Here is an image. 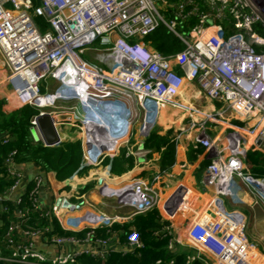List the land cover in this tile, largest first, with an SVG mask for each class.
I'll return each instance as SVG.
<instances>
[{"label":"built area","instance_id":"built-area-1","mask_svg":"<svg viewBox=\"0 0 264 264\" xmlns=\"http://www.w3.org/2000/svg\"><path fill=\"white\" fill-rule=\"evenodd\" d=\"M159 28L179 47L168 52L154 48L149 37ZM92 48L104 54L105 67L83 58ZM0 58L2 81L21 99L30 92L24 104L55 107V102L73 99V117L54 125L83 132L87 165L116 156L133 134L142 143L167 107L183 113L188 128L203 132L207 122L217 123L249 139L253 150H264V0H0ZM49 80L57 82L53 94L40 91ZM188 83L220 107L206 109L183 100L180 94ZM43 112L61 114L37 115ZM9 139L0 133L1 143ZM90 149L98 150V156ZM149 152L141 148L127 155ZM206 152L210 160L202 183L212 195L185 222L182 237L166 224L155 235L166 239L168 249L183 239L194 250L188 259L200 258L204 264H264V253L246 235L245 215L227 204L242 203L243 185L252 202L264 204V175L245 171L238 154L219 156L212 142ZM3 163L10 184L0 194V264H79L83 255L100 260L110 255L88 246L106 247L112 224L128 217L79 214L84 201L71 200L77 189L70 179L40 171L27 182L16 149ZM161 176L157 170L149 179L131 178L105 190L121 197L118 206L129 208V217L160 208L169 217L188 210V190L181 184L162 200ZM45 183L55 197L51 206L40 200ZM8 204L14 205L11 214ZM53 219L63 233L55 230ZM99 227L105 237H99ZM82 231L84 236L76 235ZM124 243L142 246L133 229Z\"/></svg>","mask_w":264,"mask_h":264},{"label":"crops","instance_id":"crops-1","mask_svg":"<svg viewBox=\"0 0 264 264\" xmlns=\"http://www.w3.org/2000/svg\"><path fill=\"white\" fill-rule=\"evenodd\" d=\"M88 53L91 58H93V60L102 64V67L106 66L107 60L105 59V56L102 52L97 51L96 48H92V50ZM4 74L5 72L3 69V71H0V98L5 102L3 109L5 111H10L19 108L20 106L24 105V103L23 99L16 96L15 93L11 90L9 84L5 81H2ZM52 82L53 80H49L47 83H43L44 92H47L46 90ZM180 96L183 100L202 105L206 109L220 107L219 104H215L213 106V104L208 102L198 92V89L194 83L186 84V86L183 87ZM55 104V107L51 106L53 107V109H51L50 111H56L66 116V119L64 121H66L67 119L70 120L73 117L72 110H70L71 108H69L71 106V104L69 105V101L68 103L58 101L55 102ZM39 112L40 110H38V113ZM188 123L189 119L186 118L185 115L179 110L167 107L162 109L159 113L157 124L153 128L151 133L155 129H158L159 134H165L167 130H172L173 162L167 169H160V151L155 150L152 147L144 146L145 141L149 138L151 133L149 134L148 138L145 139L142 143L140 141L141 138L136 136V134H133L128 139V142L126 144H123L119 148L116 156L105 157L101 160L100 163L95 165H87L84 162L83 158V132H81L78 128L70 127L68 125L62 124V127L60 126V128L58 129L60 142L78 139L80 141L81 147L80 166L89 168L88 171H86L82 175L74 173L69 178H66L67 180L70 179L69 185H71V187H75L77 189V196H80H75V198H71V200L74 202H78L80 199H83L84 201L78 213L83 214L86 211H92L109 216L120 215L122 217H128L125 219H119L112 224L111 232L109 235L110 241L106 245V247H103L102 245H95L93 243L88 246L89 248L98 251L106 249L110 251V254H125L134 251L135 248L128 247L124 242L121 241L120 237H125L127 232L125 230V227H127L136 216H147L149 213L132 215L129 217V215L131 214L130 209L126 206H118L120 201H122L121 197L115 194H110L105 189L115 188L116 185L120 184L121 182H126L131 178L141 177L149 179L151 174L157 170L162 173L161 179L158 182V186L163 191V201L165 200L164 197H166L170 193H174L180 184L188 190V195L185 200V205L188 206V210L183 209L181 214L179 212H176L173 217H169L166 209H156V217L160 219L161 225H169L175 236L182 237L185 222L187 220H190L194 216L193 214L200 208H202L209 197L212 195V191L206 190L202 183L204 171L210 160L209 157H207L206 144L210 142L214 143L219 156L223 157L229 154H238L243 157L245 171L249 172L253 176L257 175L256 177H262L264 175V150H253V148H251L249 139L217 123L207 122L203 132H200L198 128H188ZM180 131V136L176 137V134H178ZM84 132L86 133L85 129ZM10 139H12V137ZM39 141L42 142L41 140ZM199 145H202V147H200ZM141 148L147 149L150 152L144 157H138L132 153H129L127 155L129 151L134 152ZM192 149H201V151L198 152L194 159H190ZM97 151L98 150L90 149L89 153L98 156ZM121 155L125 160V162L122 163V166H124V168L118 174L113 173L112 160L115 157ZM19 168L25 172L27 182L30 181V179L36 173L41 171L39 169V166L34 162H19ZM100 177H102L101 183H99L98 181ZM102 184L104 185L102 186ZM243 188L245 192H240L242 203L232 205L231 203L227 202V204L229 207H233L244 214L247 221V214H249L250 211L249 209H254L258 206H261V204L263 203L255 204L254 202H252L253 200L247 192L249 191L248 188H246L244 185ZM54 198L55 197L51 189L49 188L47 183H45L44 189L41 192L40 196L41 202L45 203V205L47 206H51ZM99 228L97 229V232L99 233L98 235H100L99 237H105L106 235L103 229H101V227ZM161 228L159 230H161ZM159 230H155L152 233L154 237H157L155 233ZM177 245L182 249L188 248L189 255L194 254V250L190 246H187V243L183 239L182 242L177 243ZM261 251L264 253L263 250ZM83 256H81L80 258H82ZM96 260L102 261L100 259Z\"/></svg>","mask_w":264,"mask_h":264},{"label":"trees","instance_id":"trees-1","mask_svg":"<svg viewBox=\"0 0 264 264\" xmlns=\"http://www.w3.org/2000/svg\"><path fill=\"white\" fill-rule=\"evenodd\" d=\"M37 0H34L36 4ZM38 22L44 28L45 24L41 19ZM149 39L154 48L163 52H168L171 48H178L176 40L166 34L163 28H159ZM40 91L44 92L43 83L40 85ZM4 100L0 98V133L9 136L6 143L0 142V194L10 184V180L4 176V159L7 153L13 149L17 151V160L19 162H34L39 166L41 171H52L60 180L69 178L72 174L82 175L87 167H81V147L80 141L66 140L61 141L54 146H45L40 142L33 141L29 128L31 127L30 119L38 114V109L32 104H24L19 108L5 111L3 109ZM173 135L172 130H167L165 134H159L155 129L145 141V147H152L160 151V169H167L173 162ZM202 147V145H199ZM162 148V150H161ZM198 148V147H196ZM201 149H192L190 159H194ZM125 162L123 156H117L112 160V172L120 173ZM9 213L11 214L14 205L8 204ZM4 214V213H2ZM157 211L152 210L147 216H136L125 230L128 232L135 229L140 236L141 247L135 248L133 252L125 254L112 253L102 261L94 258L83 256L80 258L79 264H204L200 258L188 259V249H182L177 244L172 249L166 246L165 238L153 236L155 230L161 228L160 219L157 217ZM52 223L59 233H63L58 227V222L53 219ZM126 232V233H127ZM67 234H73L67 232ZM84 231L77 233L79 237L84 236ZM121 241H125V237H120ZM14 264V263H12Z\"/></svg>","mask_w":264,"mask_h":264},{"label":"rangeland","instance_id":"rangeland-1","mask_svg":"<svg viewBox=\"0 0 264 264\" xmlns=\"http://www.w3.org/2000/svg\"><path fill=\"white\" fill-rule=\"evenodd\" d=\"M95 43L97 44V42H95ZM83 58H85L86 60H89L91 63H93L99 67H102L101 66L102 64L93 60V58H91L89 53L83 54ZM0 71H3V64H2L1 58H0ZM56 89H57V82L53 81L51 83V85L47 88L46 91L48 93L53 94V92ZM72 100L69 101V105L72 104ZM37 108H39L38 110H40V111H50L51 109H53V107H51V106H49V107L44 106V107H37ZM40 143H42V142H40ZM88 169L89 168H87V171H88ZM256 176H254V177H256ZM249 210L250 211H249V214H247L248 217H247V221H246V230H245L246 235L250 241L254 242L258 247H260L261 250L264 251V205L261 204V206H258L254 209H249Z\"/></svg>","mask_w":264,"mask_h":264},{"label":"water","instance_id":"water-1","mask_svg":"<svg viewBox=\"0 0 264 264\" xmlns=\"http://www.w3.org/2000/svg\"><path fill=\"white\" fill-rule=\"evenodd\" d=\"M25 85L26 83H23L18 86L22 88ZM65 119L66 116H64L63 114L51 116L49 113L43 112L37 115L35 118V127L31 126L29 128V132L32 139L35 142L41 140L45 146H54L58 144L60 142V137L54 123ZM63 205L72 207V205L69 204L67 201H63Z\"/></svg>","mask_w":264,"mask_h":264},{"label":"bare ground","instance_id":"bare-ground-1","mask_svg":"<svg viewBox=\"0 0 264 264\" xmlns=\"http://www.w3.org/2000/svg\"><path fill=\"white\" fill-rule=\"evenodd\" d=\"M28 95H30V92L25 93V94L22 96V99L25 100V99L28 97Z\"/></svg>","mask_w":264,"mask_h":264}]
</instances>
